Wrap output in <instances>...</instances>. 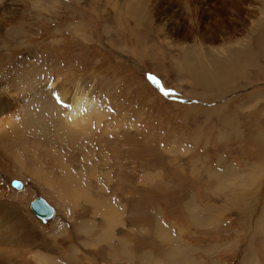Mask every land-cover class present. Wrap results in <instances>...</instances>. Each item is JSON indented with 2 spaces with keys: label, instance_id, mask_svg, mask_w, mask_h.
<instances>
[{
  "label": "rangeland",
  "instance_id": "obj_1",
  "mask_svg": "<svg viewBox=\"0 0 264 264\" xmlns=\"http://www.w3.org/2000/svg\"><path fill=\"white\" fill-rule=\"evenodd\" d=\"M0 15V212L23 224L2 246L57 264H264V0H0ZM79 88L93 100L70 117ZM37 196L56 208L46 223Z\"/></svg>",
  "mask_w": 264,
  "mask_h": 264
},
{
  "label": "bare ground",
  "instance_id": "obj_2",
  "mask_svg": "<svg viewBox=\"0 0 264 264\" xmlns=\"http://www.w3.org/2000/svg\"><path fill=\"white\" fill-rule=\"evenodd\" d=\"M1 17V15H0ZM1 19V18H0ZM1 22V21H0ZM2 25H0L1 27ZM4 29V28H3ZM4 31H2V29L0 28V37H1V34L3 33ZM12 33V32H11ZM4 35V34H3ZM6 35V34H5ZM12 35V34H11ZM14 35V34H13ZM15 36V35H14ZM6 37V36H5ZM11 39V38H9ZM9 41V40H8ZM187 62V61H186ZM188 63V62H187ZM19 72V71H18ZM50 85V88L48 86L49 89V92L51 91V93L53 94V96L62 104V102L66 103L67 101V92L64 88H59L55 83H52L51 82L49 83ZM37 91H39L37 89ZM46 92V91H45ZM20 95V94H19ZM14 98V97H13ZM21 99V98H20ZM93 100V99H92ZM91 97L85 92V90L83 88H79L77 89L76 93L72 96V98L69 100L68 104H69V111H68V116L70 117H75L76 115L79 114V116L84 113V109L85 107H88L90 104H91ZM19 101V100H18ZM93 103V102H92ZM0 109L2 108V105H4L5 103L0 101ZM27 107V106H26ZM58 107V106H57ZM29 108H32L31 106ZM27 108V109H29ZM59 108V107H58ZM27 114H25V119L23 120V124H24V127H26V130L27 129H33V133L34 134H37V131L39 130V127L41 126L40 124H42L43 121H45V118L43 116H38V120H37V115L35 116L34 112H30V110H27L26 111ZM81 113V114H80ZM54 115V114H53ZM69 117V118H70ZM82 117V116H81ZM78 118V117H77ZM58 120V119H57ZM77 120V119H76ZM80 120V119H79ZM59 121V120H58ZM11 123V122H10ZM74 123H77V122H74ZM83 122H81L82 124ZM3 124V123H2ZM84 124V123H83ZM1 125V124H0ZM14 125V124H13ZM58 125H59V128L63 131L64 134H67V133H70L71 135L74 134V131H73V128L70 126V125H66L64 123V121H59L58 122ZM79 125V124H78ZM78 125H76L77 127H79ZM75 127V126H74ZM12 129L14 131H19V132H15L16 134L19 133L18 135V138L24 140L26 137H27V131H23L21 130L20 128H16V127H12ZM7 130V129H5ZM10 130V128H9ZM42 132L41 134H45L47 133V129L46 128H41L40 129ZM77 130V129H76ZM6 132H9L8 130ZM31 132V131H30ZM3 133V131H2ZM78 133V132H77ZM40 134V135H41ZM8 135V134H7ZM39 135V134H38ZM12 136V135H11ZM77 136V135H76ZM74 137V136H73ZM47 139V138H46ZM49 151V150H48ZM20 159V158H19ZM62 160H59L58 162L62 164L61 162ZM61 166V165H60ZM63 167V166H62ZM69 173V172H68ZM69 179H68V185L71 186L72 189H74L75 191H77L81 184L80 182L78 181V178L76 176H74L72 174V172L70 171L69 175H68ZM223 178V176H222ZM217 179V178H216ZM193 202V201H192ZM8 207V206H7ZM6 207V208H7ZM205 208V207H204ZM11 208H9L10 210ZM5 210V209H4ZM8 210V209H7ZM11 210H14L13 208ZM2 211V210H0ZM8 212V211H7ZM5 213V212H4ZM20 213V212H19ZM11 215H18V213L16 211H13V214L12 213H9ZM21 214V213H20ZM6 217H4L3 213L0 212V231L3 230V231H10L11 233H16L18 234L17 232L19 231V226L21 224L18 222H15L13 220V218H10V216L5 215ZM13 217V216H12ZM10 218V219H9ZM15 218V217H14ZM22 218V217H21ZM16 219V218H15ZM23 219V218H22ZM21 219V220H22ZM40 219V218H39ZM41 220V219H40ZM42 221V220H41ZM15 222V223H14ZM43 222V221H42ZM28 223V222H27ZM26 223V224H27ZM20 224V225H19ZM25 224V225H26ZM23 225V224H22ZM27 226V225H26ZM29 227V225H28ZM24 229V228H22ZM25 230V229H24ZM28 230V229H27ZM2 232V231H1ZM0 232V234H1ZM20 232V231H19ZM26 231L23 233L25 234ZM19 236V235H18ZM25 237V236H24ZM28 237V236H27ZM32 238V237H31ZM34 238V237H33ZM1 239V238H0ZM4 241V240H3ZM3 241L1 243H3ZM21 241V240H20ZM6 243V242H4ZM23 247V246H22ZM16 248V247H15ZM21 246L19 247V249H13L12 247L9 248V247H4L0 244V263H7V264H34V257L36 258L37 261H39L40 264H57L56 262L53 261L52 258L48 257V256H40L42 253L39 252V257L37 256H31L28 257L27 255L29 253H25V251H28L29 249H24V250H21L20 249ZM30 252V251H28ZM26 254V255H25ZM36 255V254H35ZM50 255V254H48ZM58 264H62V263H58Z\"/></svg>",
  "mask_w": 264,
  "mask_h": 264
},
{
  "label": "water",
  "instance_id": "obj_3",
  "mask_svg": "<svg viewBox=\"0 0 264 264\" xmlns=\"http://www.w3.org/2000/svg\"><path fill=\"white\" fill-rule=\"evenodd\" d=\"M11 184L16 189L23 188L22 181L18 179H14L11 181ZM31 211L40 218L43 223L48 222V220L52 219L56 214V208L47 201L43 196H37L31 203H30Z\"/></svg>",
  "mask_w": 264,
  "mask_h": 264
},
{
  "label": "crops",
  "instance_id": "obj_4",
  "mask_svg": "<svg viewBox=\"0 0 264 264\" xmlns=\"http://www.w3.org/2000/svg\"><path fill=\"white\" fill-rule=\"evenodd\" d=\"M109 202H110L109 200H108V203H107V200L102 199V201H101V205H100V208H102L103 206H105V209H106L105 214H108V215H110L109 210H110V212H111V209H113L112 206L109 204ZM107 205H108V206H107ZM109 222H110L111 224H113V222H114V219L112 220V215L109 216Z\"/></svg>",
  "mask_w": 264,
  "mask_h": 264
}]
</instances>
